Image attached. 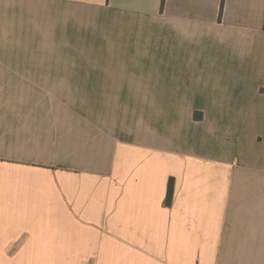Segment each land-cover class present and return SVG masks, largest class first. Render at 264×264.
Masks as SVG:
<instances>
[{
    "label": "crops",
    "instance_id": "0c3cea01",
    "mask_svg": "<svg viewBox=\"0 0 264 264\" xmlns=\"http://www.w3.org/2000/svg\"><path fill=\"white\" fill-rule=\"evenodd\" d=\"M0 264H264V0H0Z\"/></svg>",
    "mask_w": 264,
    "mask_h": 264
},
{
    "label": "trees",
    "instance_id": "16d2710c",
    "mask_svg": "<svg viewBox=\"0 0 264 264\" xmlns=\"http://www.w3.org/2000/svg\"><path fill=\"white\" fill-rule=\"evenodd\" d=\"M195 119L196 120H201L202 119V114L196 112L195 113ZM174 191H175V180L174 178H171L169 180V184H168V189H167V195H166V199H165V205L166 206H171L173 203V198H174Z\"/></svg>",
    "mask_w": 264,
    "mask_h": 264
}]
</instances>
